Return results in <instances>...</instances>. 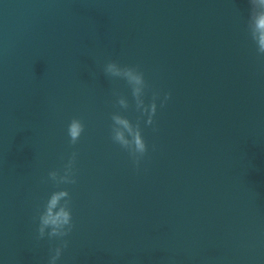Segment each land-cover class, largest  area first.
<instances>
[{
  "label": "water",
  "instance_id": "water-1",
  "mask_svg": "<svg viewBox=\"0 0 264 264\" xmlns=\"http://www.w3.org/2000/svg\"><path fill=\"white\" fill-rule=\"evenodd\" d=\"M262 18L264 0H0V264L63 241L56 264H264Z\"/></svg>",
  "mask_w": 264,
  "mask_h": 264
},
{
  "label": "clouds",
  "instance_id": "clouds-1",
  "mask_svg": "<svg viewBox=\"0 0 264 264\" xmlns=\"http://www.w3.org/2000/svg\"><path fill=\"white\" fill-rule=\"evenodd\" d=\"M258 28L264 29V18H262L260 21H258ZM261 50L264 51V35L261 36ZM114 65L112 63L108 64V69H111ZM170 98V93L165 94V100L167 101ZM164 105H162L163 107ZM155 114V113H153ZM117 119V118H114ZM117 122H122L117 119ZM151 121H149V124L151 125ZM68 136L70 138V143L71 144H76V142L79 140L81 137V134L84 131V125L83 123L76 118H73L69 125H68ZM113 141L118 143L122 148L127 147V142L123 140V137L119 134L115 135L112 137ZM135 143V149L136 152L139 153V155L129 153V155L132 157L133 163L138 166L140 163V160L145 156V154L148 151L147 144L145 142V139L142 135H137L134 140ZM76 153L73 152L71 157L68 160V163L64 166V168L67 171H71L75 159H76ZM53 177L55 176V173H51ZM72 183H75V181H72ZM67 192L66 191H59L53 193L50 201H49V208H57L59 205L60 198L63 196H66ZM44 224H50L53 226V231L51 233L52 237H60L63 238L67 236L73 229L74 224H73V218H72V211L71 207H59L58 211L56 212L54 218L49 221L48 219L43 220ZM65 227V231H57L58 228L60 227ZM42 229L40 232L42 233ZM62 247H67V241H63ZM62 247H57L55 248V256L51 258L50 264H56V261L60 258L61 253H62Z\"/></svg>",
  "mask_w": 264,
  "mask_h": 264
}]
</instances>
